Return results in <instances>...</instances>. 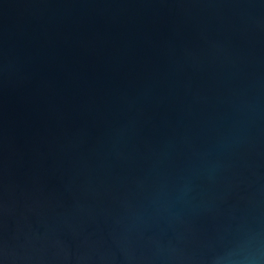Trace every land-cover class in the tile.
<instances>
[{
	"label": "water",
	"instance_id": "95a60500",
	"mask_svg": "<svg viewBox=\"0 0 264 264\" xmlns=\"http://www.w3.org/2000/svg\"><path fill=\"white\" fill-rule=\"evenodd\" d=\"M0 264H264V0H0Z\"/></svg>",
	"mask_w": 264,
	"mask_h": 264
}]
</instances>
